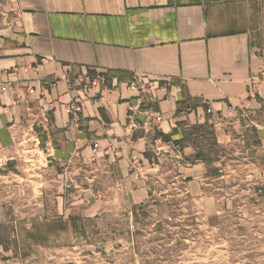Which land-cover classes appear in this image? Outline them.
Returning a JSON list of instances; mask_svg holds the SVG:
<instances>
[{
	"label": "rangeland",
	"instance_id": "374dc122",
	"mask_svg": "<svg viewBox=\"0 0 264 264\" xmlns=\"http://www.w3.org/2000/svg\"><path fill=\"white\" fill-rule=\"evenodd\" d=\"M6 2L0 0V25L10 27ZM169 4L203 5L215 34L247 30L251 43L264 48L263 0ZM148 82L142 93L160 86ZM230 110L249 118L244 107ZM24 119L9 128V145L0 138V264H264V137L256 139V132L230 147L217 146L209 131L186 132L191 144H202L199 156L206 160L195 178L187 170L196 158L158 134L160 115L147 124L148 149L126 157L122 152L133 146L111 147L108 155L109 147L96 141L58 153L42 140L47 133L53 139L52 125ZM73 219L80 233L61 230L64 224L42 227ZM46 230V240H33Z\"/></svg>",
	"mask_w": 264,
	"mask_h": 264
},
{
	"label": "crops",
	"instance_id": "0c3cea01",
	"mask_svg": "<svg viewBox=\"0 0 264 264\" xmlns=\"http://www.w3.org/2000/svg\"><path fill=\"white\" fill-rule=\"evenodd\" d=\"M4 5L12 7L11 26L0 25L4 145L19 116H32L35 123L40 117L52 125L53 139L40 125L36 131L58 153L96 141L103 150L109 147L108 155L111 147L133 146L122 152L126 157L138 147L148 149L153 129L147 124L160 115L158 134L196 158L187 171L199 178L206 163L199 156L202 144H191L186 132L209 131L220 147L250 141V131L263 139L264 48L251 43L247 30L215 34L203 5L169 0H9ZM96 75H105V83L84 96L81 84ZM136 79L160 86L141 93L130 89ZM252 91L256 98L249 97ZM78 94L84 110L74 123L68 106ZM230 107H244L249 118ZM120 164L127 171L126 159Z\"/></svg>",
	"mask_w": 264,
	"mask_h": 264
},
{
	"label": "built area",
	"instance_id": "2783aa9c",
	"mask_svg": "<svg viewBox=\"0 0 264 264\" xmlns=\"http://www.w3.org/2000/svg\"><path fill=\"white\" fill-rule=\"evenodd\" d=\"M105 81H106L105 75H96L90 83L85 84L83 82L81 85H84V88H83V90L85 92L84 96L89 94L93 90V88H96L97 86L105 83ZM149 84L150 83L146 79H136L134 84L130 86V89L139 90L141 92V90H144L146 88V86ZM55 87L56 86L54 85L53 88H55ZM106 90H108V89H106ZM98 100L99 99H97V101ZM83 110H84L83 100L81 98V95L78 94L77 97L74 99V101H72L71 104L68 106V112L71 114L72 119L79 121L80 115L82 114ZM162 144H163V142L161 139L155 141V147H157L158 150H160V148L162 147Z\"/></svg>",
	"mask_w": 264,
	"mask_h": 264
},
{
	"label": "trees",
	"instance_id": "16d2710c",
	"mask_svg": "<svg viewBox=\"0 0 264 264\" xmlns=\"http://www.w3.org/2000/svg\"><path fill=\"white\" fill-rule=\"evenodd\" d=\"M59 224H64V225H61L62 227H64V228H62L61 230H66V229H69V228H73V229H75V230H77L79 233L82 231V226L81 225H79L80 224V221L79 220H77V219H73V220H71L70 222H68V223H63V222H56V223H50V224H45L44 226H42V227H46V228H48V227H53V226H59ZM51 234V232H49L48 230H46V231H38V233L36 234V235H33L32 236V238H33V240H46L47 238H48V236Z\"/></svg>",
	"mask_w": 264,
	"mask_h": 264
}]
</instances>
